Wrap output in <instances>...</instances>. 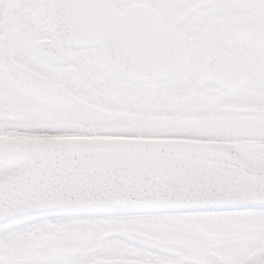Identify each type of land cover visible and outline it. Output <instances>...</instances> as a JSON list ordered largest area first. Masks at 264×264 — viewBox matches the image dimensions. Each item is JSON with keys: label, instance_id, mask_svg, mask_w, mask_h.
I'll list each match as a JSON object with an SVG mask.
<instances>
[{"label": "snow or ice", "instance_id": "obj_1", "mask_svg": "<svg viewBox=\"0 0 264 264\" xmlns=\"http://www.w3.org/2000/svg\"><path fill=\"white\" fill-rule=\"evenodd\" d=\"M0 264H264V0H0Z\"/></svg>", "mask_w": 264, "mask_h": 264}]
</instances>
